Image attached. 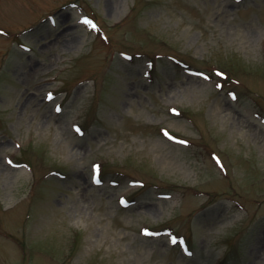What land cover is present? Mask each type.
<instances>
[{"label": "rangeland", "instance_id": "1", "mask_svg": "<svg viewBox=\"0 0 264 264\" xmlns=\"http://www.w3.org/2000/svg\"><path fill=\"white\" fill-rule=\"evenodd\" d=\"M0 264H264V0H0Z\"/></svg>", "mask_w": 264, "mask_h": 264}, {"label": "trees", "instance_id": "2", "mask_svg": "<svg viewBox=\"0 0 264 264\" xmlns=\"http://www.w3.org/2000/svg\"><path fill=\"white\" fill-rule=\"evenodd\" d=\"M193 254H194V252H193V250H192L191 255H193ZM228 259H229V250L227 251L226 254H224L223 256H221L220 260H221V261H227Z\"/></svg>", "mask_w": 264, "mask_h": 264}, {"label": "snow or ice", "instance_id": "3", "mask_svg": "<svg viewBox=\"0 0 264 264\" xmlns=\"http://www.w3.org/2000/svg\"><path fill=\"white\" fill-rule=\"evenodd\" d=\"M173 242H175V241H173Z\"/></svg>", "mask_w": 264, "mask_h": 264}]
</instances>
